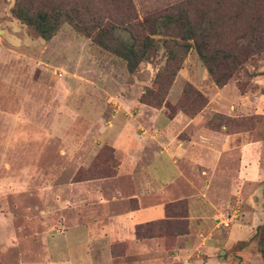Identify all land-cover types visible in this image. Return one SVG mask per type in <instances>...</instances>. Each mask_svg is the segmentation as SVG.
<instances>
[{"label": "rangeland", "instance_id": "374dc122", "mask_svg": "<svg viewBox=\"0 0 264 264\" xmlns=\"http://www.w3.org/2000/svg\"><path fill=\"white\" fill-rule=\"evenodd\" d=\"M16 1L0 0V264H68L82 256L85 244L86 254L100 259L103 253L90 246L93 230L107 225V212H123L98 202L109 198V188L118 189L116 136L125 124L119 120L146 125L145 118L159 112L191 120L213 98L212 110L199 117L205 129L246 134L264 147V0L258 2L257 31L250 29L258 25L257 16L244 0H34V7L77 10L88 28L79 32L63 23L49 40L12 15ZM179 8L197 26H206L202 12L219 17L211 46L239 58L234 65H217L218 74L230 76L225 85L216 86L194 48L184 53L177 28L166 26L162 17ZM155 20L159 33L132 74L122 59L92 41L99 28L111 26L147 34L146 21ZM137 127L136 135L144 137L145 129ZM237 161L232 154L226 168L231 176ZM261 162L264 166V149ZM263 184L247 188L259 190L252 200L256 207L242 220L229 213L228 224L219 225L246 226L240 237L252 238L232 248L220 242L224 251L218 249L216 257L264 264L254 237L264 225ZM241 204L233 210L243 211ZM165 209V219L136 225L135 235L139 241L159 239L171 252L196 224L188 221L186 201ZM124 248L121 242L109 244V264H123Z\"/></svg>", "mask_w": 264, "mask_h": 264}, {"label": "crops", "instance_id": "0c3cea01", "mask_svg": "<svg viewBox=\"0 0 264 264\" xmlns=\"http://www.w3.org/2000/svg\"><path fill=\"white\" fill-rule=\"evenodd\" d=\"M212 106L210 98L205 110L191 120L179 113L167 116L164 112L146 117V125L136 120H119L125 124L116 136L118 189L111 192L113 188H109V198L101 196L98 202L108 207L114 204L123 212H107V225L93 230L90 246L103 253L100 259L87 255L89 248L85 244L79 249L82 256L68 264H79L80 259L84 264H109L106 252L111 242L124 244L123 264H234L230 256L216 257L218 249L224 251L220 244L225 242L232 248L249 241L252 234L241 238V228L246 226L225 229L219 225L228 224L229 213H238L242 220L250 206L256 207L252 200L259 193L257 184L264 182V147L259 141L248 140L246 134L205 129L199 117ZM137 124L145 129L144 137L136 135ZM189 128L192 129L187 133ZM236 153L237 169L231 176L227 169ZM250 185L257 187L248 192ZM130 189L134 193L129 194ZM177 201L187 202L188 221L196 225L180 237L172 253L164 249L159 239L139 241L135 226L165 219L166 204ZM237 201L242 202L243 211L233 210Z\"/></svg>", "mask_w": 264, "mask_h": 264}, {"label": "trees", "instance_id": "16d2710c", "mask_svg": "<svg viewBox=\"0 0 264 264\" xmlns=\"http://www.w3.org/2000/svg\"><path fill=\"white\" fill-rule=\"evenodd\" d=\"M244 1L242 4L249 10V13L252 11L253 14L251 16H257L258 2L262 0ZM33 2L34 0H17L11 13L24 25L32 28L42 39H51L63 23L70 24L74 30L79 32L88 31V28L81 22L80 14L77 10L62 7H34ZM240 15V13L236 12L235 17L239 18ZM201 17L206 24L205 27H202V24L197 26V24L191 23L187 12L183 9L175 14L165 15L162 18L167 23L166 26L173 25L177 28L183 43L184 53H187L193 47L215 85L218 87L223 86L230 76L218 74V67L220 68L226 63L237 64L239 58L232 52H226L222 48L214 49L211 46L212 41L216 37L215 30L216 26L218 27L219 25V17L217 19L210 17L207 12H202ZM255 19L258 27L251 26L250 29L252 31L262 29L261 17L257 16ZM157 22L158 20L146 21L148 27L144 28V30L147 31V34L134 35L128 28L120 30L115 26L99 28L96 34L92 36V41L102 49L122 59L125 62L127 72L132 74L145 60L148 52L153 47L154 40L152 36L159 33ZM87 34L90 35L89 33ZM189 41H193V43L191 44ZM254 237L257 238L259 243V250L264 263V225L257 228Z\"/></svg>", "mask_w": 264, "mask_h": 264}]
</instances>
